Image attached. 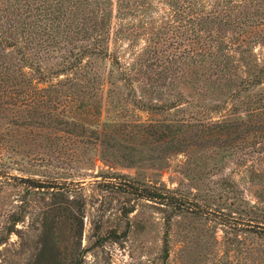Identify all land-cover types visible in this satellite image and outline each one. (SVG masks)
<instances>
[{
	"label": "rangeland",
	"instance_id": "obj_1",
	"mask_svg": "<svg viewBox=\"0 0 264 264\" xmlns=\"http://www.w3.org/2000/svg\"><path fill=\"white\" fill-rule=\"evenodd\" d=\"M151 34L119 43L124 64L141 55L148 68L132 79L136 93L120 82L102 111L129 159L109 164L93 146L46 163L21 124L0 128V264H264V139L247 135L251 118L224 106L222 88L182 72L185 46L153 44ZM236 117L245 123L226 125ZM149 184L176 204L131 192Z\"/></svg>",
	"mask_w": 264,
	"mask_h": 264
},
{
	"label": "trees",
	"instance_id": "obj_2",
	"mask_svg": "<svg viewBox=\"0 0 264 264\" xmlns=\"http://www.w3.org/2000/svg\"><path fill=\"white\" fill-rule=\"evenodd\" d=\"M150 32L148 42L180 51L185 46L179 57L187 65L180 66L182 72H201L207 86L222 88L224 106L232 102L233 113L242 109L251 118L247 135L264 139V57L256 51L257 45L264 47V0H0V128L21 124L43 149L36 158L46 163L93 146L109 164L129 159L109 132L112 126L117 131L116 124L102 120V111L122 95L120 82L136 93L132 79L148 68L141 55L124 64L119 43ZM100 60L109 64L104 72ZM106 90L108 103L100 97ZM239 119L226 125L245 123ZM23 181L53 187L32 178ZM132 189L148 200L176 204L156 186Z\"/></svg>",
	"mask_w": 264,
	"mask_h": 264
}]
</instances>
